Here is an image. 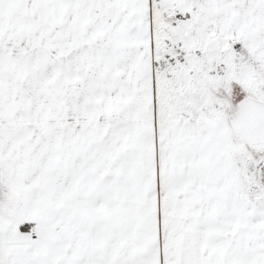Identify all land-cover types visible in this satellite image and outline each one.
Segmentation results:
<instances>
[{"label":"snow or ice","instance_id":"1","mask_svg":"<svg viewBox=\"0 0 264 264\" xmlns=\"http://www.w3.org/2000/svg\"><path fill=\"white\" fill-rule=\"evenodd\" d=\"M0 264H264V0H0Z\"/></svg>","mask_w":264,"mask_h":264}]
</instances>
